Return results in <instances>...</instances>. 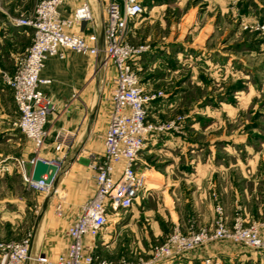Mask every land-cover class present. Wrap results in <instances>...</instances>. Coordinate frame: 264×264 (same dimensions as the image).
<instances>
[{
	"label": "rangeland",
	"instance_id": "rangeland-1",
	"mask_svg": "<svg viewBox=\"0 0 264 264\" xmlns=\"http://www.w3.org/2000/svg\"><path fill=\"white\" fill-rule=\"evenodd\" d=\"M144 1L146 11L129 22L127 40L147 44L133 58L150 93L147 116L161 127L159 134H178L191 156L187 155L186 162L181 153L174 160L175 155L167 159L140 151L136 165L161 174L155 178L157 184L150 181L140 192L138 202L123 209L114 244L108 247L107 239L100 251L112 260L149 258L154 246L163 243L176 227L175 210L180 209L188 223L183 231L206 227L194 226L190 189L185 191L174 180L176 172L192 168L189 160H223L226 166L238 162L228 167L232 182L234 176H242L241 170L264 177V0ZM34 4L35 0H0V175L19 193L23 188L15 157L26 158L23 151L35 147L16 123L18 112L5 75L13 73L30 44L31 27L16 20L28 18ZM88 80L99 92L107 93L108 65L92 60ZM173 161L176 166L166 173L165 167ZM35 190L33 218L38 208ZM212 197L214 203L218 196L213 192ZM232 204L234 214L240 202L237 199ZM29 233L17 231L16 236L0 239H21ZM244 264H264V259Z\"/></svg>",
	"mask_w": 264,
	"mask_h": 264
},
{
	"label": "built area",
	"instance_id": "built-area-1",
	"mask_svg": "<svg viewBox=\"0 0 264 264\" xmlns=\"http://www.w3.org/2000/svg\"><path fill=\"white\" fill-rule=\"evenodd\" d=\"M103 2V27L83 33L76 26L93 25L90 0H81L71 13L62 15L59 6L67 0H35L32 14L16 21L30 26L31 42L19 58L13 73L5 75L16 106L17 125L34 144L35 155L15 157L14 166L26 184L49 192L51 183L33 180L31 169L47 135L45 124L54 108L52 99L40 85L49 81L40 75L45 59L51 55L64 57V48L80 54L100 56V65H113L111 107L103 136V152L92 162L95 192L80 205V210L67 226V248L56 259L40 254L35 257L47 264H160L174 256L215 240L241 244L254 250H264V218L248 220L238 204L231 219H227L222 202L214 197L215 217L212 226L181 230L176 226L167 239L154 246L151 256L132 261L112 260L95 252L93 238L103 230L110 211L130 207L147 187L146 175L138 172L136 161L146 138L161 129L148 118L147 101L150 93L141 84L133 58L147 44H132L127 40L129 22L145 9L143 0H98ZM66 133L55 136V148L67 144ZM55 162L56 159H49ZM45 176V175H43ZM30 257V234L21 239H0V264H24ZM203 264H224L212 255L202 258Z\"/></svg>",
	"mask_w": 264,
	"mask_h": 264
},
{
	"label": "crops",
	"instance_id": "crops-1",
	"mask_svg": "<svg viewBox=\"0 0 264 264\" xmlns=\"http://www.w3.org/2000/svg\"><path fill=\"white\" fill-rule=\"evenodd\" d=\"M80 1L67 0V2L62 3L59 6L62 15L70 14L72 9L80 4ZM143 4L146 7L145 2ZM90 6L94 17L93 25L87 24L82 28L76 26L74 29L83 33L94 29L101 34L104 17L103 2L92 0ZM63 51L64 57L48 56L40 72L42 77L49 79L40 87L52 99L54 108L47 117L45 124L47 135L43 148L39 150V156L44 159H56L58 169L54 183H51L52 189L49 192L35 190L36 200L38 199L35 218H33L32 208L34 189L26 184L18 170L23 188L20 193L13 190L0 175V237L10 238L16 236L17 231H30V257L24 264H47L37 261L35 257L44 254L49 259L54 260L65 253L68 243L67 226L79 212L81 203L95 192L92 162L103 152V136L111 107L110 93L114 84V67L108 64V89L107 93H101L88 80L92 60L100 61V56L80 54L69 48H64ZM140 82L144 86L141 80ZM59 131L66 133L67 144L62 150H57L54 147L55 136ZM185 146V141L178 134L175 136L173 134L166 135V133L159 134L156 130L148 135L145 147L141 152H155L164 155L167 159L175 155L174 160L182 156L187 162L188 156L191 155L188 154ZM41 150H45V152H41ZM178 153L181 155H176ZM23 154L27 156L26 158H30L36 153L30 147L26 148ZM175 163L173 161L171 165H167L165 172L168 173L172 167L176 166ZM188 163L192 168L176 172V179L174 180L177 183L181 182L185 191L190 189L188 197L192 201L189 212L195 227L212 226L215 217L213 192L222 198L226 207L227 219L232 218V201H237V199L240 202L243 215L249 216L251 219L264 218L262 217L264 216L263 176L248 175L241 170L242 176H234L232 182L229 179L228 167L230 165L236 167L238 162H232L226 166L223 160L214 161L206 158L203 161L191 159ZM136 166L138 172L143 171L147 177H153L148 181V185L150 181L157 184L155 178L159 176V173L161 174L160 171L145 167L141 163ZM239 167L242 166L239 165ZM182 173L184 176L187 175L186 178H183ZM164 185L167 187L166 182ZM136 202L138 199L130 207ZM122 213L123 209L110 211L109 220L103 228L104 232L102 230L93 238L92 249L95 252L104 256L100 251H102L103 246H106L107 239L108 247L114 244V233L123 219L124 214ZM175 214L174 223L176 226L181 230H186L188 223L180 209L175 210ZM103 233L108 238L104 237ZM242 250L250 251V254H246ZM206 255H212L222 260L224 264H237L238 260L239 264L248 261L254 263L258 257L261 263L264 259V250H254L241 244L215 240L159 263L203 264L202 258Z\"/></svg>",
	"mask_w": 264,
	"mask_h": 264
},
{
	"label": "water",
	"instance_id": "water-1",
	"mask_svg": "<svg viewBox=\"0 0 264 264\" xmlns=\"http://www.w3.org/2000/svg\"><path fill=\"white\" fill-rule=\"evenodd\" d=\"M57 169L58 165L55 162L37 156L32 165L31 178L33 180H43L46 183H54Z\"/></svg>",
	"mask_w": 264,
	"mask_h": 264
},
{
	"label": "bare ground",
	"instance_id": "bare-ground-1",
	"mask_svg": "<svg viewBox=\"0 0 264 264\" xmlns=\"http://www.w3.org/2000/svg\"><path fill=\"white\" fill-rule=\"evenodd\" d=\"M90 1H92V0H90ZM149 181V180H148ZM148 181H146V183L148 184Z\"/></svg>",
	"mask_w": 264,
	"mask_h": 264
},
{
	"label": "trees",
	"instance_id": "trees-1",
	"mask_svg": "<svg viewBox=\"0 0 264 264\" xmlns=\"http://www.w3.org/2000/svg\"><path fill=\"white\" fill-rule=\"evenodd\" d=\"M143 2H145V1L143 0Z\"/></svg>",
	"mask_w": 264,
	"mask_h": 264
}]
</instances>
